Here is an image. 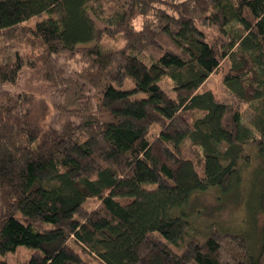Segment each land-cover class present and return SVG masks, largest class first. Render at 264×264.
Wrapping results in <instances>:
<instances>
[{"label": "trees", "instance_id": "1", "mask_svg": "<svg viewBox=\"0 0 264 264\" xmlns=\"http://www.w3.org/2000/svg\"><path fill=\"white\" fill-rule=\"evenodd\" d=\"M5 52L0 87L28 69L62 101L51 125L35 94L0 90V264L20 247L23 264H264V225L254 252L189 222L199 194L264 188V0H0ZM217 72L224 100L200 91Z\"/></svg>", "mask_w": 264, "mask_h": 264}, {"label": "rangeland", "instance_id": "2", "mask_svg": "<svg viewBox=\"0 0 264 264\" xmlns=\"http://www.w3.org/2000/svg\"><path fill=\"white\" fill-rule=\"evenodd\" d=\"M91 17L95 20L98 28H105V23L102 20L96 18L94 15H91ZM40 20V18L36 17L29 21L28 24L35 26ZM12 57L13 53L11 52H5L3 55H0V58L11 59ZM57 64L60 68L65 70L68 75H73V69L77 66L73 60L69 61L64 57L58 58ZM128 87H132L130 82L128 83ZM163 87L168 92H171L173 84L168 80H164ZM0 90H7L12 93L28 92L35 94L38 99V106L44 114L46 123L56 125L57 114L54 106L61 103L62 97L60 94L52 93L49 90V87L44 82H41L35 74L28 69L22 71L19 82L16 86H3L0 87ZM200 91H212L215 97L220 100L227 99L231 96V93L223 84L222 73L220 72L213 74L205 82ZM240 111L243 123L246 126H250V122L254 116L252 108L250 105L243 104ZM182 116L187 121H193L195 118L202 116V113L192 114L190 112H183ZM158 132L159 129L157 127H154L151 130L152 140L157 137ZM184 149L187 151L189 146H185ZM259 167L260 168H258L253 175H255V178L256 176H259L264 180V162H261ZM253 182L254 181H249L248 184H245L244 189L242 186L235 184L228 190L214 188L217 192L215 190H210L206 193L199 194L203 202L199 205L197 200L200 199V197H198V195L195 196L192 200L197 202L192 203L189 208V212L194 213V217H191L194 219L189 222L194 226L195 235L206 237L209 235L212 228L217 227L218 230L231 231L236 234L245 235L248 238L252 250L254 252H259L263 241L261 229L264 225V214H262L261 205L264 203V188ZM218 199H223L225 201L219 204L217 202ZM117 200L122 204L130 202V200L127 199ZM240 200H243V204H241ZM239 202L240 204L236 205ZM96 204L97 202L89 201L86 206L91 209L94 208ZM223 204L227 205L223 206ZM31 254V249L20 247L16 252L9 253L4 259L9 264H23L30 259ZM83 257L89 264H100L99 261L93 257L88 255H83Z\"/></svg>", "mask_w": 264, "mask_h": 264}]
</instances>
